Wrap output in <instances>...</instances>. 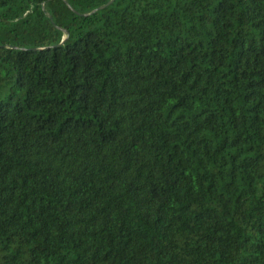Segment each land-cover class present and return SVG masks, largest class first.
I'll return each mask as SVG.
<instances>
[{"label":"trees","instance_id":"1","mask_svg":"<svg viewBox=\"0 0 264 264\" xmlns=\"http://www.w3.org/2000/svg\"><path fill=\"white\" fill-rule=\"evenodd\" d=\"M0 0V264H264V0Z\"/></svg>","mask_w":264,"mask_h":264},{"label":"water","instance_id":"2","mask_svg":"<svg viewBox=\"0 0 264 264\" xmlns=\"http://www.w3.org/2000/svg\"><path fill=\"white\" fill-rule=\"evenodd\" d=\"M115 1L116 0H112L107 6L101 8L100 11L107 9L108 7H110L111 5H113L115 3Z\"/></svg>","mask_w":264,"mask_h":264}]
</instances>
